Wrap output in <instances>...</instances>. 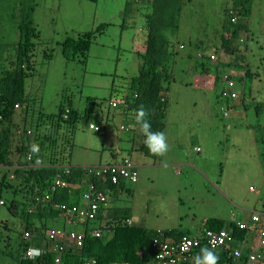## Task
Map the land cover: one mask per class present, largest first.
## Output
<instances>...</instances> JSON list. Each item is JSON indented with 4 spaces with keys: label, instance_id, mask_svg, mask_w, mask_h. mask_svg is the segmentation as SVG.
<instances>
[{
    "label": "clouds",
    "instance_id": "9594fccd",
    "mask_svg": "<svg viewBox=\"0 0 264 264\" xmlns=\"http://www.w3.org/2000/svg\"><path fill=\"white\" fill-rule=\"evenodd\" d=\"M231 5L232 3L228 9ZM151 6V0H127L126 2L124 11L133 15L135 20L143 19L145 22L136 25L142 29L134 34L133 53L136 56L147 51L148 31L146 25L148 17L153 14V12L151 13ZM230 14L232 15V12ZM231 21L235 23L237 19L232 18ZM250 29L251 32L246 39L254 35L252 27ZM163 36L165 38L163 42L168 40V46L165 50L168 49V52L175 54L173 60L165 62L159 68L160 73L164 71L168 74V81L163 83L165 91L162 94V102L166 103L163 130L152 129L148 119L149 110L143 105L135 111H131L127 103V100H131L132 96L131 79L139 74L143 65V61L139 57V68L135 65L136 63L133 64L137 70L129 73V77L124 79V84L120 87L122 89L116 93V96L109 99L105 112L100 109V103L94 100L96 103L95 114L86 123L87 126L85 127L102 139L99 144L100 161L98 163H91L90 161V150L87 148L92 143H89L88 147L85 148L83 162H78L76 157L73 158V154L77 150L76 146H73L70 152L63 145L56 148L59 153L62 152L65 159L62 164L54 165L45 157L38 156L41 144L36 142L34 138L35 142L31 141L28 144L23 152V158H21L18 148L21 146L23 139L30 137L32 133L29 131V119L19 116L20 113L16 111V114L23 121L16 122L14 117L13 138L10 147L13 166H0V239L13 238L18 240L24 229L22 219H13L9 211L4 209L5 199L1 194L3 174L12 178L18 168L29 170L27 166H24L23 159L27 160L29 165L31 164L30 166L36 170L45 168H56L58 170L54 184L51 186L53 193L61 189L69 192L76 188L81 189L78 196L79 201L71 204L54 202L53 196L43 195L39 187H34L32 191H29H35L31 197L29 212L34 213L36 210H43L46 204L53 202L51 207L55 214L52 228L45 233L46 240L40 247L29 246L24 253L25 259L36 260L44 257L48 252H55L57 264H64V256L67 255H69V261L74 259V264H101L96 256L91 257L88 247H86L90 241L89 238L112 240L116 237L119 229L134 227L141 230L143 237L146 232L154 233L151 246L155 253V259L152 264H264V201L259 207L253 206V209H250L255 199L264 193V184H259V191L249 186L241 192L242 172L239 166L242 164L237 165L233 162H248V159L243 157L230 162L231 167L224 170L220 175L208 166L209 160L212 159L209 150H213L212 154L215 150H218L223 152L225 156L230 155L234 149L239 147L235 144L234 135H237L253 142L255 148L253 158L263 167L260 157L261 152H259L261 151L260 140L257 138L259 129L254 128L246 120L250 116L251 120H255L254 125L256 127L260 125L262 115L258 112L255 104H259V100H264V92L259 90L260 81L255 82L253 89L248 92L245 82H241L243 78L252 75L251 70L254 69L247 60H243V52L247 51L248 46L241 52L237 51L236 54H233L232 51L227 52L223 48V41L219 39V45L204 50H201L198 46L196 54L188 56L184 54L186 49L184 42H174L172 46L170 44V41L172 42L171 36L168 32L163 33ZM94 41L92 40V43ZM246 42L248 43L249 40ZM208 44L211 45V42H208ZM88 49L90 52L91 47L89 46ZM61 51H63L62 44ZM183 56H187L193 61V64L187 69V74L192 77V82L191 87L188 86V83L182 84L177 94L175 89L171 88V85L174 82V69L178 59ZM9 67L10 63L7 68ZM254 76L260 80L259 73H255ZM187 88H192L203 95L206 112L200 109V114L196 116H178L176 134L189 132L192 135L188 144L179 145L177 143L171 149L168 143V137L170 136H167L165 130L167 129L168 115L172 107L177 104H179V107H197L198 105L195 100L182 97V92ZM215 92L217 94L216 105L213 103ZM2 96L3 94L0 92V108L6 104ZM218 107L220 118L216 113ZM252 107L256 109L255 114L249 113V109ZM20 108L19 103L15 105V110ZM110 110H113V112L111 113ZM69 115L70 111L63 114V121L57 124L64 133L70 130L66 124ZM3 119V114H0V127L3 125ZM218 120L222 122L221 128L217 124ZM235 120H238L239 123H236ZM33 121L36 122L34 119ZM79 123L84 124L85 122L80 120L77 126ZM220 132L221 135H219ZM131 135L135 136L132 145L128 143ZM206 137L210 139L212 144L205 142ZM15 140L20 145L14 150ZM193 142L197 144L192 146ZM224 142H227L225 149H223ZM261 142L264 143L263 138ZM195 154H202L199 155L200 164L194 159ZM52 156L55 158V154ZM152 159L159 160V162L156 163ZM19 162L21 163L19 164ZM158 167L172 171L176 177L182 176L183 168L193 169L200 175L198 191L209 193L212 196L220 195L217 183L221 181L227 188L224 194L226 197V218H217L219 216L200 217L202 224H204L202 225L194 213L196 218L193 220L186 223L182 219L183 222L175 225L172 223V219H168L167 215L163 216L162 213H158L155 216L167 220L159 223L158 228L136 224L135 219L144 223L145 209L143 206L123 207L121 203L124 201L125 196L130 193L136 196L130 186L139 182L140 170H147L148 175H155L151 170ZM72 171H79L82 175L81 187H74L73 184L64 179ZM106 174L110 175L112 187L120 188L117 193L106 187L107 183L102 178ZM163 174H166V171H163ZM249 188H251V191L245 194V191ZM236 189L239 191L238 193ZM230 191L232 196L229 195ZM162 193L168 199L183 200L179 197L181 189L175 181L167 184ZM206 197V195H202L198 200H208ZM239 198H245V202L237 204ZM195 201L197 200L195 199ZM245 204L250 205L247 206L248 209H244ZM234 208L239 210L238 214L232 212ZM45 211L48 212L47 208ZM125 216L126 219H124ZM193 222L202 225L203 228L196 226L192 227L194 229L188 230L183 226L184 223ZM61 225H63V228H60ZM81 227L82 230L77 229ZM31 238V232L25 231L23 233L24 240L29 241Z\"/></svg>",
    "mask_w": 264,
    "mask_h": 264
},
{
    "label": "rangeland",
    "instance_id": "374dc122",
    "mask_svg": "<svg viewBox=\"0 0 264 264\" xmlns=\"http://www.w3.org/2000/svg\"><path fill=\"white\" fill-rule=\"evenodd\" d=\"M35 1L38 5L35 12V24L40 32V37L35 41L34 58L32 59L34 73L26 83L28 103L35 104L34 108H31L37 113L40 110L46 113H54L57 111L63 97H67L71 99L72 103L83 109L87 100L93 98L100 103V109L105 112L109 99L116 96V93L122 89L120 87L124 84V79L129 77V73L137 70L134 68L135 65L139 68L140 61L138 56L133 53V41L136 31L142 30L136 25L141 22L145 23L144 20H135L133 15L124 11L127 0ZM183 1L184 9L178 29L173 33L168 31V34L176 43H185L184 54L188 56L195 55L198 46L201 50H204L219 45L218 40L221 39L224 22L226 21L225 10L232 3L231 0ZM10 8L11 5H0V71L7 68L8 64L15 59L19 40L17 21L12 18ZM125 18L128 20L126 28H123L122 23ZM102 25H105L104 29H102ZM250 25L254 35L249 39L243 36L244 39L249 40L248 49L243 52V60H247L254 69L251 70L252 75L243 78L241 82H245L248 92L253 89L255 82L260 81L259 90L264 92V0L254 1V16ZM97 29L102 30L97 32L93 38L86 35L87 32H94ZM68 37L75 38L74 45L77 46L85 45L97 37L91 45L88 60L84 64L77 61L69 62L63 56L61 44ZM208 42H211V45ZM48 54H52V57L47 58L46 55ZM134 63L136 64L133 66ZM192 64L193 61L187 56L178 59L174 69V82L171 85V88L175 89L177 94L182 84L188 83V86L191 87L192 77L187 74V69ZM255 73L260 74V80L254 76ZM216 95L215 92L214 105L217 102ZM182 97L195 100L198 105L197 107H179V104H177L172 107L168 115L167 129L165 130L167 136H170L168 137V143L171 149L177 145L176 139L179 136V134H176L178 116H196L200 114V109L206 112L203 95L197 93L194 89L187 88L182 92ZM259 102L258 112L262 115L260 125L256 127L254 125L255 120H251L250 116L246 121L254 128L259 129L257 138L260 140L261 151L259 152H261L260 157L263 168L253 158L255 153L253 142L237 135H234L235 144L239 147L234 149L228 156L218 150H215L212 154L213 150L210 149L209 154L212 159L208 162L209 168L220 175L224 170L231 167L230 162L239 160L241 157L248 159L249 166L246 174L249 181L252 180L250 187L256 191H259V184L255 183L254 179L256 177L264 178V143L261 142V139H264V100H259ZM110 111L113 112V110ZM255 112V107L249 109L250 114H255ZM216 113L219 116V107ZM15 121L23 120L16 114ZM235 122L239 123L238 120H235ZM29 124L35 125L32 118L29 120ZM217 124L220 128L222 127L220 120L217 121ZM219 135H221V132ZM74 138L76 142L74 146L77 147L76 152L73 154L74 159L76 157L78 162H83L85 148L88 147L89 143H92L87 148L90 150V161L91 163L100 161L98 151L102 139L99 138V135L93 134L83 123H79ZM195 144L197 143L193 142L192 146ZM19 145L15 140L14 150ZM226 147L227 142H224L223 149ZM199 155L202 154L193 156L198 164H200ZM134 158L136 159V157ZM152 160L156 163L159 162V160ZM256 167L257 172H254ZM146 171L140 170L139 182L130 186L136 196L130 193L125 196L124 201L121 203L123 207L143 206L145 209L144 223L135 219L136 224L158 228L159 223L167 221L165 218L161 219L155 216L158 213H162L163 216L167 215L168 219H172V223L175 225L183 222L182 219L187 223L196 218L195 211L208 213L214 207H219L220 215L217 218H226V197L224 194L227 188L221 181L217 183L220 190L219 202L210 199L198 200L202 195H206V198L212 195L198 191L200 175L193 169L183 168L182 176L177 177L172 171L160 167L151 170L155 175H148ZM163 171H166V174H163ZM172 181H175L181 189L179 197L183 198L182 201L175 198L168 199L162 193L165 186ZM248 191H251V188L246 190L245 194ZM244 202L245 198L237 200V204H243ZM250 209H253V205ZM232 212L238 214L239 210L234 208ZM197 220H200V217H197ZM202 225L200 228H203ZM60 228H63V225ZM77 229L82 230V227Z\"/></svg>",
    "mask_w": 264,
    "mask_h": 264
},
{
    "label": "trees",
    "instance_id": "16d2710c",
    "mask_svg": "<svg viewBox=\"0 0 264 264\" xmlns=\"http://www.w3.org/2000/svg\"><path fill=\"white\" fill-rule=\"evenodd\" d=\"M254 1L232 0L231 7L225 10L226 21L224 22L221 40L223 41V48L227 52L232 51L233 54H236L237 51L241 52L248 46L247 40L243 36L247 37L251 32L250 24L254 16ZM151 2V13L153 12V14L148 17L146 25L148 31L147 51L138 55L143 61V65L139 74L131 79L132 96L131 100H127V103L131 111H135L143 105L149 110L148 119L152 129L163 130L166 103L162 102V94L165 91L163 83L168 81V74L164 71L160 73L159 68L165 62L173 60L175 56L174 53L168 52V49L165 50L168 46V40L163 42V39H165L163 33L168 31L173 33L178 29L184 1L151 0ZM0 5H11V16L17 21L19 31L15 59L10 62L9 68L0 72V92L3 94V100L6 101L5 106L0 108V114H3L4 118L2 128L0 127V166H13L10 147L16 111L20 113L19 116L29 120L32 118L36 121L35 125H29V131L32 134L30 137L23 139L21 146L18 148L21 158H23V152L28 144L31 141H36L41 144L38 156L45 157L54 165L62 164L65 156L62 152L59 153L56 148L63 145L67 147L69 152L72 150L76 143L74 134L77 130V123L83 120L85 122L84 126H87L86 123L95 114V99L89 98L85 109L80 110L76 104L72 103L70 98L63 97L56 112L46 113L40 110L37 113L33 109L35 104L28 103L26 87L27 80L34 73L32 59L34 57L35 41L40 37V32L35 24L37 2L35 0H0ZM230 12H232V15ZM232 18H236L237 21L232 23ZM127 20V18L123 20V28H126ZM102 26V29H104L105 25ZM102 29L89 32L87 36L93 38ZM73 39L69 37L62 43V54L69 62L77 61L84 64L88 59V47H91L92 41L88 43L89 45L77 46L74 45ZM171 40L172 42L169 41L173 46L175 40L172 37ZM46 57L50 58L52 54H48ZM18 103L21 108L15 110V105ZM255 106L259 110L260 103L255 104ZM69 111V120L66 124L70 130L64 133L57 124L63 121V114ZM130 138L128 143L132 145L135 136L131 135ZM53 154H55V158L52 156ZM23 161L24 166H27L29 170L18 168L12 178L3 174L1 194L5 199L4 209L9 211L13 219H22L24 229L18 240L13 238L0 239V264H57L55 252H48L44 257L36 260L24 258L25 250L29 246H42L46 240V231L52 228L55 214L51 207L53 202L46 204L43 210H36L34 213L29 212L31 197L35 192L29 191H32L34 187H39L43 195H52L54 202L71 204L79 201L78 196L81 189L76 188L70 192L61 189L53 193L51 186L54 184L58 170L56 168L36 170L30 166L31 164L29 165L27 160L23 159ZM102 178L107 183L106 187L111 191L117 193L120 190L118 187H112L109 174L104 175ZM64 179L73 184L74 187L82 186V175L79 171H72ZM46 208L48 212L45 211ZM126 218L125 216L124 219ZM25 231L32 233L31 240L26 241L23 239ZM153 235V232H146L143 237L139 229L134 227L121 228L112 240L89 238L90 241L86 247H88L91 257L96 256L101 264L126 262L130 264H152L155 259V253L151 246ZM68 256H64V264H74V259L69 261Z\"/></svg>",
    "mask_w": 264,
    "mask_h": 264
},
{
    "label": "crops",
    "instance_id": "0c3cea01",
    "mask_svg": "<svg viewBox=\"0 0 264 264\" xmlns=\"http://www.w3.org/2000/svg\"><path fill=\"white\" fill-rule=\"evenodd\" d=\"M191 133H189V132H186V133H182V134H180V132H179V136H178V138L176 139V143H178L179 145H181V144H188V142H189V140H190V137H191ZM205 142L207 143V144H212L211 143V141H210V139L208 138V137H206L205 138ZM175 150V149H174ZM233 164H237V165H241V166H239V169L241 170V182H240V190H241V192L242 191H244L246 188H248L250 185H251V183H252V180L251 181H249V179H248V176H247V174H246V171H248V169H247V167L249 166V164H248V162H246V161H244V162H241V161H237V162H233ZM263 168V167H262ZM254 172H257V167H256V169H255V171ZM254 182L255 183H258V184H264V178L263 179H261V178H259V177H256L255 179H254ZM236 192L238 193L239 191L236 189ZM229 195H231L232 196V192L230 191V193H229ZM208 199H210V200H217V202H219V196L216 194V195H214V196H211V197H209ZM263 201H264V193H262L257 199H255V201H254V203H253V206L254 207H259L260 205H262V203H263ZM252 205V204H251ZM247 206H250V205H244V209H248V207ZM209 213V214H208ZM208 213H200V212H195V215L197 216V217H210V216H219L220 215V213H219V207H214V209L213 210H211L210 212H208ZM207 215V216H206ZM195 222V221H194ZM188 223V224H183V226H185L186 227V229H188V230H190V229H194V228H192V227H198V226H200V224H195V223ZM200 222H202V220H200ZM172 227H175V226H172Z\"/></svg>",
    "mask_w": 264,
    "mask_h": 264
},
{
    "label": "bare ground",
    "instance_id": "6f19581e",
    "mask_svg": "<svg viewBox=\"0 0 264 264\" xmlns=\"http://www.w3.org/2000/svg\"><path fill=\"white\" fill-rule=\"evenodd\" d=\"M201 208H203V207H201ZM201 208H200V209H201ZM198 211H199V210H198ZM201 211H203V210H201ZM206 212H207V211H206ZM203 213H204V211H203ZM204 214H205V213H204ZM208 214H209V213H208ZM206 216H207V215H206Z\"/></svg>",
    "mask_w": 264,
    "mask_h": 264
}]
</instances>
